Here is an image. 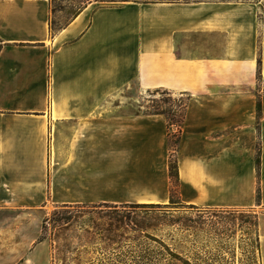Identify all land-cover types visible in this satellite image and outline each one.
<instances>
[{"label":"crops","instance_id":"obj_1","mask_svg":"<svg viewBox=\"0 0 264 264\" xmlns=\"http://www.w3.org/2000/svg\"><path fill=\"white\" fill-rule=\"evenodd\" d=\"M51 19L50 0H0V264H52L51 208L171 201L168 121L134 88L189 98L178 199L261 213L264 264V0L93 2L56 32Z\"/></svg>","mask_w":264,"mask_h":264},{"label":"rangeland","instance_id":"obj_2","mask_svg":"<svg viewBox=\"0 0 264 264\" xmlns=\"http://www.w3.org/2000/svg\"><path fill=\"white\" fill-rule=\"evenodd\" d=\"M168 1L189 0H50L51 26L58 31L93 2L111 6ZM157 91L138 93L134 88L138 110H171L180 116L188 97ZM176 131L172 129L173 134ZM173 202L51 208L43 240L51 248L52 264H263L258 239L261 213L187 207L177 195Z\"/></svg>","mask_w":264,"mask_h":264},{"label":"trees","instance_id":"obj_3","mask_svg":"<svg viewBox=\"0 0 264 264\" xmlns=\"http://www.w3.org/2000/svg\"><path fill=\"white\" fill-rule=\"evenodd\" d=\"M168 2H175V1H168ZM86 6H84L83 8H80L74 15V17H77L85 8ZM64 27V26H63ZM63 27H60L58 30H61ZM160 90H158L157 92H159ZM163 91V90H161ZM164 94H169L171 95L169 92L167 91H163ZM188 100L189 98H187L186 103L183 105L181 111L182 114L180 116H178L176 113L173 114L171 113V110H163V111H155V112H150L148 114H155V115H164L167 118L168 121V128H169V141H170V145L172 148V156H171V161H170V177H171V181H172V190H171V201L170 203L173 204L174 202V198L177 195V188H178V179H179V174H178V165H177V160H176V152L178 149V146L180 144L181 141V135H182V130H183V126L185 123V119H186V112H187V106H188ZM169 100H166L165 102L167 103ZM181 108V107H180ZM176 128L177 131L175 134L172 133V129ZM258 156H260V147H258ZM260 162V157L258 158V164ZM258 201L260 202L261 199V191L260 188L258 189ZM72 206H61V208L67 209V208H71ZM44 238L42 237V240Z\"/></svg>","mask_w":264,"mask_h":264}]
</instances>
